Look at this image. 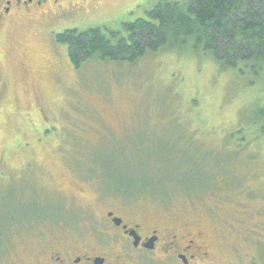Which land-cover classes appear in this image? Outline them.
Segmentation results:
<instances>
[{
    "label": "rangeland",
    "instance_id": "1",
    "mask_svg": "<svg viewBox=\"0 0 264 264\" xmlns=\"http://www.w3.org/2000/svg\"><path fill=\"white\" fill-rule=\"evenodd\" d=\"M147 1L21 18L0 31V232L22 213L68 205L59 193L82 189L77 206H94L102 185L103 207L116 213L201 222L215 264H264V74L221 70L189 44L76 68L54 41L126 20ZM7 244L15 249H0V264L20 251Z\"/></svg>",
    "mask_w": 264,
    "mask_h": 264
},
{
    "label": "flooded vegetation",
    "instance_id": "2",
    "mask_svg": "<svg viewBox=\"0 0 264 264\" xmlns=\"http://www.w3.org/2000/svg\"><path fill=\"white\" fill-rule=\"evenodd\" d=\"M109 1L0 0V31L21 18H62L99 11ZM154 2L145 3L150 7ZM136 3L126 20L143 17H133L145 4ZM126 20L101 23L99 28L120 27ZM64 31L55 34L54 41ZM99 187L93 191L94 206H77L76 201L85 193L78 189L69 199L59 193L68 205L63 202L60 208H37L9 219L0 232V249H9L7 240L11 239L20 244V251L7 264H215L214 244L207 239L201 222L146 216L129 208L116 213L103 207L110 196L104 197L103 186L102 190ZM37 221L42 225L37 227ZM14 249L12 244L8 251Z\"/></svg>",
    "mask_w": 264,
    "mask_h": 264
},
{
    "label": "trees",
    "instance_id": "3",
    "mask_svg": "<svg viewBox=\"0 0 264 264\" xmlns=\"http://www.w3.org/2000/svg\"><path fill=\"white\" fill-rule=\"evenodd\" d=\"M55 42L66 46L76 68L93 58L132 64L148 53L189 44L221 70L243 74L249 68L259 76L264 74V0H155L143 17L120 27L66 30ZM259 115L264 118V107ZM201 156L196 159L207 169ZM170 159L183 168L189 163Z\"/></svg>",
    "mask_w": 264,
    "mask_h": 264
}]
</instances>
